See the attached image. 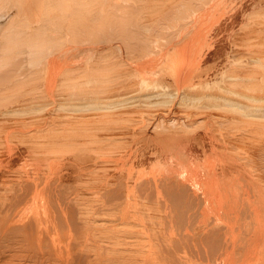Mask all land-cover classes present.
<instances>
[{"label": "bare ground", "instance_id": "obj_1", "mask_svg": "<svg viewBox=\"0 0 264 264\" xmlns=\"http://www.w3.org/2000/svg\"><path fill=\"white\" fill-rule=\"evenodd\" d=\"M0 264H264V0H0Z\"/></svg>", "mask_w": 264, "mask_h": 264}]
</instances>
